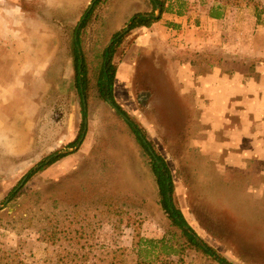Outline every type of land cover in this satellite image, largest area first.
I'll use <instances>...</instances> for the list:
<instances>
[{
	"label": "rangeland",
	"instance_id": "obj_1",
	"mask_svg": "<svg viewBox=\"0 0 264 264\" xmlns=\"http://www.w3.org/2000/svg\"><path fill=\"white\" fill-rule=\"evenodd\" d=\"M92 1L0 0V264H140L149 257H139V237H166L178 254L154 255L171 264H220L173 225L150 156L101 96L103 52L118 38L115 99L166 160L174 203L229 261L264 264V163L221 168L214 150L195 141L193 102L175 81L180 63L196 74L219 67L264 77V0H164L160 20L120 37L131 12L158 11L151 0H103L77 38ZM215 7L224 17L210 16ZM78 40L88 62L84 92ZM83 99L85 137L66 148L80 133ZM59 150L72 152L24 179Z\"/></svg>",
	"mask_w": 264,
	"mask_h": 264
},
{
	"label": "crops",
	"instance_id": "obj_2",
	"mask_svg": "<svg viewBox=\"0 0 264 264\" xmlns=\"http://www.w3.org/2000/svg\"><path fill=\"white\" fill-rule=\"evenodd\" d=\"M142 28L145 26L134 29ZM177 68L180 72L175 81L181 85L183 96L193 102L190 114L197 116L198 146L213 149L223 169L232 165L247 169L251 163H264V77L238 71L221 74L219 67L196 74L191 63H180ZM239 115L241 119H232Z\"/></svg>",
	"mask_w": 264,
	"mask_h": 264
},
{
	"label": "trees",
	"instance_id": "obj_3",
	"mask_svg": "<svg viewBox=\"0 0 264 264\" xmlns=\"http://www.w3.org/2000/svg\"><path fill=\"white\" fill-rule=\"evenodd\" d=\"M103 0H94V5L92 9L83 15L82 21L80 22L79 28L75 30L76 37H80V33L83 29H85L91 22L94 12L98 5ZM152 4L154 5V9L157 10L158 6L160 7V15L155 16V13H137L132 16L130 20V29H134L136 27H150L155 22L161 19V15L163 12L166 11V4L164 0H151ZM180 14L181 12L178 11ZM224 11L220 12L218 8H212L210 12V16L213 18H222L224 17ZM261 11L257 13V20L260 21L261 19ZM172 27L178 28L179 25L171 23ZM122 38L116 39L111 45L105 48L103 52V60L100 67V73L97 77V85L100 89L101 96L109 99L113 105L117 108L118 113L127 117V123L131 127L133 133L135 134L136 138L142 143L143 147L145 148L146 152L150 156L151 159V169L156 178L158 187H159V194L161 196V204L164 210L167 212L169 219L173 223L174 226L181 229L184 236L187 240L194 246L200 248L204 253L213 257L214 260L218 261L220 264H234L229 261L226 257L221 255L214 247L209 245L205 242V247H202L197 241L196 236L198 235L194 228L189 224L187 221L183 211L176 206L174 203V192H175V183L173 180V176L171 170L166 162V160L159 155L156 150L153 149L154 155L150 152V148H153L151 142L146 143L144 139L146 138V131L136 122L134 121L129 113L116 101L114 96V80L117 71V65L113 62V56L116 52V49ZM79 40L75 42L74 46V67L76 70V79L78 85L82 86V92L87 89V72H88V62L85 57L80 58L82 55V49L79 51L78 49ZM83 121L81 123L80 133L78 134L75 141L69 143L66 148L74 147L79 145L84 136L85 129H86V110L83 107ZM66 151V150H65ZM72 151L63 152V150H59L45 160L40 162L38 165L33 167L25 176L24 179L29 180L32 176H34L37 172L45 169L47 166L55 163L59 159L65 157ZM17 196V194H16ZM136 248L139 257L142 255L149 257V259H139L140 264H171V261L168 259H161L160 257H156L155 250L159 248L160 252L166 255H176L178 254L179 250L175 248L173 245L168 243V239L163 237L162 239H149L144 237H139ZM155 256V257H151Z\"/></svg>",
	"mask_w": 264,
	"mask_h": 264
},
{
	"label": "water",
	"instance_id": "obj_4",
	"mask_svg": "<svg viewBox=\"0 0 264 264\" xmlns=\"http://www.w3.org/2000/svg\"><path fill=\"white\" fill-rule=\"evenodd\" d=\"M93 5H94V0L91 2V4H90V6H89V8H88V11L87 12H89L90 10H91V8L93 7ZM157 11H158V14L156 15L155 14V16H159L160 15V7L158 6V8H157ZM128 30H130V22H128V24H127V26H126V28H125V30L121 33V34H119L118 35V37H120L124 32H126V31H128ZM114 41V39L111 41V43ZM81 58H82V56H81ZM108 101H109V103L111 104V105H113V103L108 99ZM85 106H86V103L84 104ZM113 107H114V109L115 110H117V108L113 105ZM122 117L125 119V120H127V117H125L124 115H122ZM86 130L87 129H85V133H86ZM85 133H84V136L82 137V140H81V142L79 143V146L81 145V143H82V141H83V139H84V137H85ZM144 141L146 142V140L144 139ZM78 148V147H77ZM63 152H66V151H63ZM150 152L152 153V155H154V151H153V149H151L150 148ZM25 180H23V181H21L20 182V184H19V186L14 190V192H16L20 187H22L23 185H24V182ZM13 192V193H14ZM9 201V197L6 199V203ZM196 241L202 246V247H205V243H204V241L199 237V235H197L196 236Z\"/></svg>",
	"mask_w": 264,
	"mask_h": 264
},
{
	"label": "flooded vegetation",
	"instance_id": "obj_5",
	"mask_svg": "<svg viewBox=\"0 0 264 264\" xmlns=\"http://www.w3.org/2000/svg\"><path fill=\"white\" fill-rule=\"evenodd\" d=\"M91 9H92V8H91ZM87 11H88V10H87ZM86 13H88V12H86ZM86 13H85V14H86ZM129 22H130V21H129ZM79 26H80V24L78 25L77 28H79ZM112 40H113V39H112ZM114 41H115V39H114ZM114 41H113V42H114ZM113 42H112V43H113ZM112 43L110 42V45H111ZM78 49H79V48H78ZM79 51H81V50L79 49ZM80 58H81V55H80ZM81 60H82V58H81ZM82 89H83V88H82V86H81V91H83ZM107 100H108V99H107ZM83 102H84V104H85V99H83ZM84 109L86 110L85 105H84ZM126 121H128V119H127ZM86 129H87V127H86Z\"/></svg>",
	"mask_w": 264,
	"mask_h": 264
}]
</instances>
